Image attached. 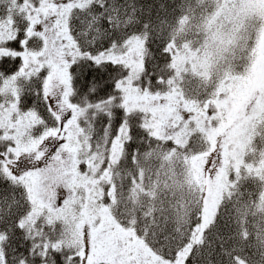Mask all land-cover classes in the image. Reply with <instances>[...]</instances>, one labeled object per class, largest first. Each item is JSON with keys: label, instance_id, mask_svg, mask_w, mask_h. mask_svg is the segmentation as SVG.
<instances>
[{"label": "snow or ice", "instance_id": "6c2138e0", "mask_svg": "<svg viewBox=\"0 0 264 264\" xmlns=\"http://www.w3.org/2000/svg\"><path fill=\"white\" fill-rule=\"evenodd\" d=\"M0 264H264V0H0Z\"/></svg>", "mask_w": 264, "mask_h": 264}]
</instances>
